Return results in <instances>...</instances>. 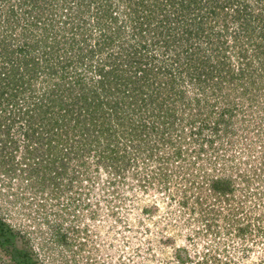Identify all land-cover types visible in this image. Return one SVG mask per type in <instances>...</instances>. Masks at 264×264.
<instances>
[{"label":"trees","instance_id":"1","mask_svg":"<svg viewBox=\"0 0 264 264\" xmlns=\"http://www.w3.org/2000/svg\"><path fill=\"white\" fill-rule=\"evenodd\" d=\"M232 45L240 64L252 46L264 54V0H0L1 178L56 198L61 186L91 178L88 160L119 174L138 156L156 158L163 179L176 158L181 171L189 151H202L199 138L213 146L211 135L199 137L204 128L231 125L226 113L211 123L213 111H195L186 125L200 129H185L176 107L187 92L178 87L181 58L196 103L207 107L228 74L246 75L245 67L234 74ZM246 79L242 94L254 100L247 84L256 79ZM223 179L214 186L225 191ZM0 264H41L1 213Z\"/></svg>","mask_w":264,"mask_h":264},{"label":"rangeland","instance_id":"2","mask_svg":"<svg viewBox=\"0 0 264 264\" xmlns=\"http://www.w3.org/2000/svg\"><path fill=\"white\" fill-rule=\"evenodd\" d=\"M252 47L242 64L237 47L228 49L234 74L245 67L246 75L228 74L218 94L207 95V107L205 99L196 103L192 70L181 58L185 77L178 87L187 92L176 107L185 129H200L186 118L207 110L211 123L226 113L231 125L216 133L204 128L199 137L211 135L213 146L199 138L204 144H193L202 151H189L179 172L176 158L164 163L170 170L163 179L156 158L138 156L119 174L88 160L91 178L82 174L56 198L50 189L18 187V180L9 186L0 172V213L27 234L41 264H264V54ZM253 76L256 84L247 86L257 91L254 100L242 94ZM219 177L229 180L227 190L214 186Z\"/></svg>","mask_w":264,"mask_h":264}]
</instances>
